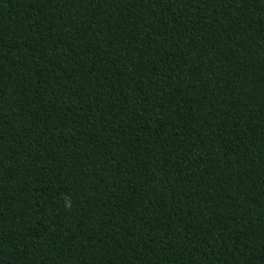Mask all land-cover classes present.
Wrapping results in <instances>:
<instances>
[{
  "label": "trees",
  "instance_id": "obj_1",
  "mask_svg": "<svg viewBox=\"0 0 264 264\" xmlns=\"http://www.w3.org/2000/svg\"><path fill=\"white\" fill-rule=\"evenodd\" d=\"M0 264H264V0H0Z\"/></svg>",
  "mask_w": 264,
  "mask_h": 264
}]
</instances>
